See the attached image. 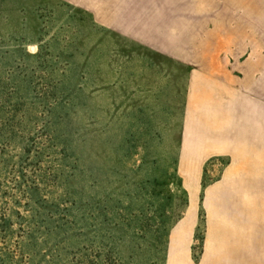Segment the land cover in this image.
Segmentation results:
<instances>
[{
	"label": "rangeland",
	"instance_id": "obj_1",
	"mask_svg": "<svg viewBox=\"0 0 264 264\" xmlns=\"http://www.w3.org/2000/svg\"><path fill=\"white\" fill-rule=\"evenodd\" d=\"M0 264H264V0H0Z\"/></svg>",
	"mask_w": 264,
	"mask_h": 264
},
{
	"label": "crops",
	"instance_id": "obj_2",
	"mask_svg": "<svg viewBox=\"0 0 264 264\" xmlns=\"http://www.w3.org/2000/svg\"><path fill=\"white\" fill-rule=\"evenodd\" d=\"M237 135V134H236Z\"/></svg>",
	"mask_w": 264,
	"mask_h": 264
}]
</instances>
